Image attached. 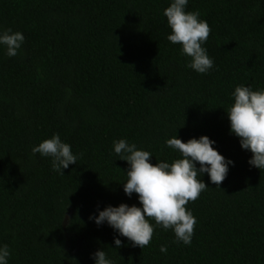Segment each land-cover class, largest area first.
Here are the masks:
<instances>
[{"label":"trees","instance_id":"1","mask_svg":"<svg viewBox=\"0 0 264 264\" xmlns=\"http://www.w3.org/2000/svg\"><path fill=\"white\" fill-rule=\"evenodd\" d=\"M172 0H0V29L24 36L18 54L0 45V246L8 264H264V169L230 133L225 113L236 86L264 89V0H188L211 33L205 74L167 40ZM53 134L77 156L59 173L32 148ZM207 136L229 171L207 173L191 244L155 224L151 243L133 246L98 211L121 203L128 164L114 152L126 140L150 163L180 153L165 141ZM82 153V155H81ZM199 168V164L196 165ZM114 238L122 247L117 248ZM167 247L162 253L160 247Z\"/></svg>","mask_w":264,"mask_h":264},{"label":"clouds","instance_id":"2","mask_svg":"<svg viewBox=\"0 0 264 264\" xmlns=\"http://www.w3.org/2000/svg\"><path fill=\"white\" fill-rule=\"evenodd\" d=\"M187 3L188 0H172L164 9L163 15L171 29L167 40L180 45L181 54L190 58L186 67L205 74L213 67V60L202 47L211 28L207 21L199 18V11H185ZM24 39L22 33L13 32L11 28L0 29V45L6 47L9 57L18 54ZM231 95L234 102L225 112L230 133L239 138L242 149L252 153L248 163L259 170L264 169V89L252 90L238 85ZM214 143L207 136L184 142L175 134L165 144L177 150L180 158L170 163L152 164L149 162L152 158L150 152L138 150L134 143L124 139L114 141V152L128 164L123 191L129 197L137 194L140 207L123 203L116 207L107 206L90 219H94L98 226L106 222L141 249L147 247L153 237L154 226L150 220L165 230L172 229L178 242L190 245L196 218L186 205L196 201L207 188L200 176L207 173L211 183L219 186L228 174V165L233 164L212 146ZM32 153L51 157L53 170L61 174L62 168L67 169L77 161L71 146L62 142L59 134L44 139L32 148ZM114 244L117 248L122 247L119 239L114 238ZM160 251L166 253L167 247L162 245ZM9 256L8 246H0V264H8ZM93 258L95 264H111L103 250L96 251Z\"/></svg>","mask_w":264,"mask_h":264}]
</instances>
